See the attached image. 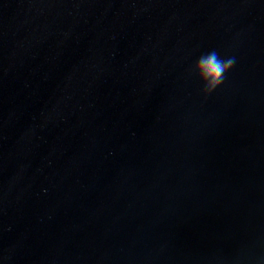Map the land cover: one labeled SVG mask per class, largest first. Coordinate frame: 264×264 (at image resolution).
Masks as SVG:
<instances>
[{
  "label": "water",
  "instance_id": "water-1",
  "mask_svg": "<svg viewBox=\"0 0 264 264\" xmlns=\"http://www.w3.org/2000/svg\"><path fill=\"white\" fill-rule=\"evenodd\" d=\"M0 264H264V0H0Z\"/></svg>",
  "mask_w": 264,
  "mask_h": 264
},
{
  "label": "clouds",
  "instance_id": "clouds-1",
  "mask_svg": "<svg viewBox=\"0 0 264 264\" xmlns=\"http://www.w3.org/2000/svg\"><path fill=\"white\" fill-rule=\"evenodd\" d=\"M235 63L234 56L222 57L217 50L212 49L196 59L189 73L195 75L201 85L202 95L207 98L224 83Z\"/></svg>",
  "mask_w": 264,
  "mask_h": 264
}]
</instances>
